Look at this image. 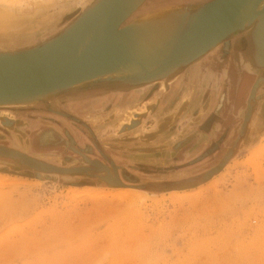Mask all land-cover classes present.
I'll list each match as a JSON object with an SVG mask.
<instances>
[{
	"label": "rangeland",
	"instance_id": "rangeland-1",
	"mask_svg": "<svg viewBox=\"0 0 264 264\" xmlns=\"http://www.w3.org/2000/svg\"><path fill=\"white\" fill-rule=\"evenodd\" d=\"M83 1L0 0V4L13 6L6 19L0 16V48L38 46L50 40L77 17ZM168 1L191 4L209 0ZM237 32L247 33L238 30L228 35L178 75L168 91L152 92L155 85L127 89L128 94L120 96L138 97L133 103L118 105L117 97L86 93L108 84L102 82L52 97L42 103L49 108L36 118L27 113L14 118L6 112L0 114V145L53 164L60 165L59 158L65 166L83 165L76 149L110 169L114 165L120 177L123 174L129 180L122 181L151 187V191L138 189L151 196L149 199L124 201L115 197L120 187H109L95 177L45 179L11 159H0V264H264V148L256 151L255 160L248 161L250 149L264 135L256 137L264 130L263 122L259 124L264 113V83L256 89L259 99L243 143L212 177L214 181L184 190H152L154 181L184 178L188 170H178V166L203 160L192 175L212 167L238 136L248 94L236 111L227 113L237 122L228 124L231 128L223 151L216 156L204 152L211 142L201 132L202 123L212 111L215 97L210 93L204 97L202 78L191 85L189 75L201 61L208 63L207 68H217L221 63L212 60V52L220 46L229 50ZM251 35L254 52L259 40L255 32ZM245 50L248 58V45ZM247 72L255 80L256 73ZM199 74L203 77L204 70ZM76 93L83 94L60 101ZM150 94L148 103H136ZM59 106L65 112L53 113ZM223 110L218 108L216 114L223 115ZM137 119L138 125L121 131ZM40 130L56 140L46 147L49 151L36 149L33 143ZM202 151L190 163L182 162ZM174 191L186 195L168 194Z\"/></svg>",
	"mask_w": 264,
	"mask_h": 264
},
{
	"label": "water",
	"instance_id": "water-1",
	"mask_svg": "<svg viewBox=\"0 0 264 264\" xmlns=\"http://www.w3.org/2000/svg\"><path fill=\"white\" fill-rule=\"evenodd\" d=\"M248 2L252 3L253 8H258L261 2L263 5L251 15L247 25L242 26L240 10ZM123 3L124 0H84L80 4L77 17L50 40L38 46L0 48V104L18 102L48 91V97L40 101L49 102L58 94L89 89L102 82L127 89L155 85L154 81L163 71L173 66L175 70L171 74L180 75L228 35L238 30L246 31L247 37L243 40L247 39L250 64L246 68L247 71L256 73V78L249 89L238 136L212 167L181 179L154 181L152 190L193 188L220 172L233 155H236L237 140L256 100L259 99L256 89L264 83V0H209L204 3L181 4L184 11L181 28L166 56L149 68H144V64L135 58L128 45V28L121 26L125 18ZM168 7L170 6L163 7L162 10ZM162 10H152L150 14H157ZM254 32L259 43L253 52L251 34ZM88 36L89 40L84 44ZM82 45L83 48L80 49ZM131 63L138 64L140 72L135 75L101 77ZM263 108L264 100L261 103V109ZM263 133L264 130L257 133L256 137ZM74 150L83 157V165L65 166V161L62 160L60 165H56L4 145H0V159H11L22 169L32 171L36 177L42 176L45 179L52 176L87 175L97 178L109 187L130 185L151 191L150 186L122 181L128 179L123 174L120 177L112 162L110 169L101 161L89 159L81 151Z\"/></svg>",
	"mask_w": 264,
	"mask_h": 264
},
{
	"label": "bare ground",
	"instance_id": "bare-ground-1",
	"mask_svg": "<svg viewBox=\"0 0 264 264\" xmlns=\"http://www.w3.org/2000/svg\"><path fill=\"white\" fill-rule=\"evenodd\" d=\"M147 1L148 0H124L123 4L125 5L124 6V8H125L124 9V11H125L124 17L125 18L121 24V26H125L128 28V30H127L128 45H129L132 53L134 54L135 58L144 64V68L151 67L154 63L162 60L166 56V54L170 50L172 43L175 40V37L177 36L179 29L181 28V25H182L181 21H182V18L184 16V11H182L183 8L180 7V5L183 3L170 2L168 0H162L159 2H153L152 1L151 3L147 4ZM262 5H263V3L261 2L259 4L258 8H253L252 3L248 2L244 7L241 8L239 18L242 19V22H241L242 26L247 25L251 15L256 10L261 9ZM166 6H170V7L165 8V10H162V8L166 7ZM12 7L13 6H11L10 3H9V5L8 4H0V16H4L3 18L6 19V17L9 16V12L12 9ZM156 9H161L162 11H159L157 14H155V13L150 14V13H152V10H156ZM5 26H3V27H5ZM88 40H89V36L86 38L84 44H86L88 42ZM241 43H242V45L245 44L244 48L241 47V49H245L246 45H247V39H246V41L242 39ZM83 45L80 47V49L83 48ZM239 61H240V63H239L240 66H242L243 68H245L247 70L246 67H249V65H250L248 58H244L241 54L239 56ZM140 70H141V68L138 64L131 63V64H128L126 66H122L119 69H116L114 71H111L107 74H104L101 77L106 78V77H118V76H123V75H135L136 73L140 72ZM173 70H175V67L172 66L170 69L163 71L159 75V78L156 81H154L155 82V88L152 91L155 92L158 89H161V90L164 89V91H168L171 87V84L174 83V81L176 80V78L179 74L178 73L176 75H172L171 72ZM48 93H50V92L48 91L46 93H41V94H38L35 96H30L28 98H23V99L19 100L18 102H16V101L15 102H2L4 104H0V106H11V107L37 106V105L43 103L40 100L47 98L49 95ZM146 101H148V100H146ZM253 109H254V107L252 108V111H253ZM252 111H251V113H252ZM131 113H135V111H132ZM137 113H138V111H137ZM251 113L249 115V119H250ZM131 116H132V114H131ZM137 117L140 118L141 115H139V116L137 115ZM248 120L245 123V126L243 127V131H242L240 138L237 140L238 145L243 143L242 141L244 140L245 136L247 135L246 127H247V123H249ZM263 120H264V118L262 117L261 120L259 121L260 125H261V122H263L262 125H264ZM128 122H129V120H128ZM139 123H140V121L138 119L133 120L130 125H125V128H122L121 131H125L126 128H129V127L133 128L134 126L138 125ZM261 138L262 139L260 140V142L255 147L251 148L252 150L250 149V151H251L250 153L252 155H250L248 161L252 162L253 159L255 160V156H257L256 151L264 148V135ZM252 143L253 142H251L248 146H251L254 144V143L253 144ZM234 156L235 155H233V157ZM58 160L61 164L62 163L61 160L59 158L57 159V161ZM56 165H59V164H56ZM225 168H227V167H225ZM210 179L211 180L208 179L209 181L207 180L208 183H211L212 181H214V179L212 177ZM207 181H205V182H207ZM117 187H120V188L115 190V197L120 199V200H124V201L142 200L143 201V200L149 199L151 197V196L147 195L146 193L142 192L141 190H138L140 188L136 189V187H133L130 185H121V186H117ZM185 189H187V188H185ZM188 189H190V188H188ZM171 190H184V189H170L168 191H171ZM183 193L184 192H175L174 191V192H171L168 194L170 196H175L177 198H183V197H185L184 195H186ZM185 193H186V191H185ZM161 196H163V194Z\"/></svg>",
	"mask_w": 264,
	"mask_h": 264
},
{
	"label": "flooded vegetation",
	"instance_id": "flooded-vegetation-1",
	"mask_svg": "<svg viewBox=\"0 0 264 264\" xmlns=\"http://www.w3.org/2000/svg\"><path fill=\"white\" fill-rule=\"evenodd\" d=\"M159 1H162V0H153V2H159ZM233 36H234V39L231 40V43H233V46L230 47L229 50L228 49L225 50L226 47H224L223 49V46H220L217 50L212 52L211 54V58H213L212 60L215 59L217 60V63L218 62L221 63L217 68H212V67L207 68L208 63L206 61H201V63L197 64L196 67L192 69L193 71L191 70L192 73L189 74L190 77H192V80H190L191 85L194 82L198 83L199 79L202 78L203 84L201 85L200 90L201 92L204 93V97H206L209 93L212 95V98L215 97L212 111H210V113L205 117L203 123L201 122L203 124L202 125L203 131L201 132L210 136L208 138V140L211 142L210 146L208 147L206 146V150L204 151L205 153H209L210 156H213V155L216 156V154H220L219 153L220 150L223 151L222 144L225 142L226 136L229 135L230 128H231V126H229L228 124L232 123L231 125H235V122H237L236 118L231 117L227 113L233 112L235 108H238L240 106L242 99L243 98L245 99V97L249 93L250 86L252 85L254 81V75H251L250 72H247L246 69L240 66L239 64L240 63L239 56L241 54L244 58H247L246 50L241 49V47L244 48L245 46L244 44L242 45L241 41L242 39L246 38L247 33L237 32ZM223 41H225V39ZM236 41L238 42L235 43ZM234 45L237 47L235 48ZM227 52L229 54H226ZM201 69L204 70L205 75L203 77L200 75L202 73L199 74ZM205 76H206V79L204 80ZM86 93H88L89 95H93V96L96 94H101L100 96L102 95L106 96L107 99L117 97V99L120 100L118 105H120L121 102L122 103H133L134 102L133 100L138 97L137 95L130 94V96L127 95L128 97L126 96L123 98L122 95L120 96V94L121 93L128 94L127 88L122 87V86L114 87L109 84H102L98 88H94L93 90H90ZM82 94L83 93L67 95L65 98L61 97L60 101L69 99L70 97H71V100H74V98ZM150 96L151 94L145 96V98L141 100H137L136 103L138 104L140 103L142 104L144 102L148 103ZM82 97H84V95L81 96L79 99H82ZM60 103L62 104V102ZM46 107L47 106L44 104H39L37 106H26V107H1L0 114L6 112L9 118H14L18 114L27 113L30 115H34L36 118V117H39L40 113L45 112ZM218 108L224 109L222 112L223 115L218 116L216 114L217 113L216 111L218 110ZM55 109L56 110H53V113L55 111L65 112V109H63L62 106H59ZM35 127H38L37 123H35ZM213 136H215V138H212ZM36 138L37 139H34L33 143L36 146V149H40L41 151H49V149H46V147H48V145H54L53 143L56 141V140L54 141L48 138L46 136V132H43L41 130L38 132V135ZM212 147L213 148L215 147L213 151H212L213 149ZM204 152L203 151L199 152L194 157L184 159L182 162L190 163V160L204 154ZM202 161L197 162V164L201 163ZM197 164L195 163L186 164L184 167L178 166L176 169L188 170V172L186 173L187 174L186 176H190L192 175V173H194V170L197 169L198 167ZM169 170H172V169H169Z\"/></svg>",
	"mask_w": 264,
	"mask_h": 264
},
{
	"label": "crops",
	"instance_id": "crops-1",
	"mask_svg": "<svg viewBox=\"0 0 264 264\" xmlns=\"http://www.w3.org/2000/svg\"><path fill=\"white\" fill-rule=\"evenodd\" d=\"M244 45H245V44H244ZM184 177H186V175H185ZM178 178H180V177H178Z\"/></svg>",
	"mask_w": 264,
	"mask_h": 264
}]
</instances>
